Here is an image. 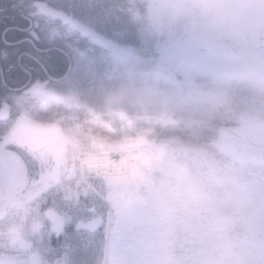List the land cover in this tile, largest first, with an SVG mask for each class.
<instances>
[{
  "label": "rangeland",
  "instance_id": "obj_1",
  "mask_svg": "<svg viewBox=\"0 0 264 264\" xmlns=\"http://www.w3.org/2000/svg\"><path fill=\"white\" fill-rule=\"evenodd\" d=\"M60 1L75 6V0ZM147 1L149 12L135 16L141 42L130 45L120 29L112 25V34L122 47V53L107 51L98 58L86 55L81 65L85 75L71 80L74 87L82 83L90 87L91 92H99L106 119L118 120L112 123L115 137L103 142L88 140L91 146L100 145L91 148L93 151L83 148L78 136L71 137L73 154L136 149L125 141L132 140V130H128L127 125L131 126L138 108L142 114L161 116L156 120L193 115L194 118L188 120L196 121L202 118L197 113L200 105L228 107L240 105L246 98L264 99V67L258 39L264 34V0H236L233 27L212 35L166 22L163 0ZM144 48L159 50V57L136 54ZM246 50L252 53L251 60L242 59ZM228 66H237L240 70L228 76L217 75L221 68ZM209 89L214 90L211 99L203 95ZM139 151L137 159L125 166L124 171L129 172L125 176L116 175L118 168L112 175L109 170H103L95 176L97 172L74 166L71 158L68 166L58 170L54 192L60 196L61 208L78 204L80 192L91 204L104 201L108 210L118 203L138 205L143 208L146 220L138 241L139 264H213L215 244L226 241L227 234L218 233L207 224L200 210L212 205L214 185L202 179L197 170L184 173L176 167L180 156L173 154L167 142L144 145ZM189 157L199 169L200 156L192 153ZM204 174L211 178L210 172ZM115 187L118 191L114 192L110 203L106 202L105 190ZM188 187L197 194L188 195L185 191ZM2 188L7 190V187ZM29 210L30 206L18 207L0 214V264H43L41 234L37 232L35 214ZM194 211L196 216L189 220ZM177 213L183 217L177 218ZM64 261L65 258L59 259L58 263Z\"/></svg>",
  "mask_w": 264,
  "mask_h": 264
},
{
  "label": "flooded vegetation",
  "instance_id": "obj_2",
  "mask_svg": "<svg viewBox=\"0 0 264 264\" xmlns=\"http://www.w3.org/2000/svg\"><path fill=\"white\" fill-rule=\"evenodd\" d=\"M4 3L23 5L22 11L30 18V24L46 29L50 37L62 38L67 45V65L60 73L25 79L8 91L0 89V213L30 206L29 211L35 214L37 220V232L41 234L39 244L43 250V264H59V259L63 261L65 257L63 253L53 251L55 245L49 247L48 240L50 234L65 223L68 212L73 208L95 209L97 213L108 210L104 201L91 204L83 195L78 197V204L61 208L60 196L54 190L58 184V170L68 166L73 155L71 137L81 138L83 148L88 151L100 146H91L88 140L105 141L108 129L113 130L112 123L116 121L114 117L106 119L99 101L92 106L83 103V97H94V100L101 97L99 92H91V88L82 86V83L74 87L71 80L76 81L75 78L83 74L81 59L86 55L98 58L103 56V52L118 54L123 49L116 40V48L113 49L92 42L81 31L82 27L89 25L76 17L72 4L60 0H0V5ZM13 15L11 10L0 11V48L4 47L7 30L12 54L9 64L12 61L28 63L32 59L40 61L46 58L49 53L20 31L26 25ZM260 37V61L264 67V34L258 39ZM248 52L252 58V53ZM3 55L0 49V56ZM0 70L7 71L2 59ZM240 103L228 107L207 105V108L212 107L213 114H200L201 120L196 121L188 120L193 115L156 120L161 116L142 114L138 108L133 120L132 140L125 141L138 150L144 145L167 142L173 154L180 156L181 161L176 163V167L184 173L197 170L202 179L206 178L209 184L214 185L212 205L200 210V216L207 224L218 233L227 234L226 241L215 244L213 264H264V238H254L245 233L234 211L235 194L239 190L249 194L252 206L264 208V161L229 155L219 147L221 129L225 125L242 124L248 119L264 120V99L246 98ZM223 107L228 108L232 115L231 121L229 117L228 123L221 124L218 112ZM20 115L42 123L59 122L63 127L64 141L61 144L47 143L41 149L24 147L21 134L8 135ZM192 153L200 156V164L206 166V171H201L200 167L197 169V163H192L189 157ZM183 160L189 164L179 165ZM168 164L171 165V162ZM205 172H210L211 178L205 177ZM193 176L190 174V177ZM2 187H7V190ZM115 191H118L117 187L105 190L104 200L110 203ZM207 212L216 215L208 218ZM62 264H67V261Z\"/></svg>",
  "mask_w": 264,
  "mask_h": 264
},
{
  "label": "snow or ice",
  "instance_id": "obj_3",
  "mask_svg": "<svg viewBox=\"0 0 264 264\" xmlns=\"http://www.w3.org/2000/svg\"><path fill=\"white\" fill-rule=\"evenodd\" d=\"M23 5H0V11L11 10L13 18L25 23L20 31L26 33L31 41L41 46L49 55L40 60L32 59L9 64L10 45L5 31L4 55L0 56L7 71L0 70V89L8 91L28 78H44L64 70L66 42L59 37H50L47 30L36 24H30V18L22 11ZM146 220L143 208L134 204H116L107 212L97 213L95 209H72L68 212L63 225L53 231L48 246L55 245V252L63 253L67 264H93L97 254L102 258L95 259V264H139L138 241L145 230ZM15 251V250H13ZM86 254V255H85Z\"/></svg>",
  "mask_w": 264,
  "mask_h": 264
},
{
  "label": "clouds",
  "instance_id": "obj_4",
  "mask_svg": "<svg viewBox=\"0 0 264 264\" xmlns=\"http://www.w3.org/2000/svg\"><path fill=\"white\" fill-rule=\"evenodd\" d=\"M235 7L236 0H163L166 22L183 25L207 35L229 31L236 21ZM213 94V89L203 93L208 99ZM199 167L201 171H206L205 165L200 164ZM185 191L190 196L197 194L191 187ZM235 200L234 211L242 230L251 237L264 238V208L252 206L249 194L243 190L236 192Z\"/></svg>",
  "mask_w": 264,
  "mask_h": 264
},
{
  "label": "water",
  "instance_id": "obj_5",
  "mask_svg": "<svg viewBox=\"0 0 264 264\" xmlns=\"http://www.w3.org/2000/svg\"><path fill=\"white\" fill-rule=\"evenodd\" d=\"M81 31L96 44L112 49L116 48L115 42L111 38L89 26L82 27ZM242 58L249 59V53L243 54ZM235 71H237L236 67L229 66L220 70L218 75L223 76ZM16 132L21 134L20 139L23 141L24 147H31V149H41L50 142L61 144L64 140V131L58 122L42 123L27 115H20L17 118L8 135H14ZM5 136L7 135L5 134ZM219 147L228 154L264 161V120L248 119L239 125L222 127ZM207 216L209 217L210 214Z\"/></svg>",
  "mask_w": 264,
  "mask_h": 264
},
{
  "label": "trees",
  "instance_id": "obj_6",
  "mask_svg": "<svg viewBox=\"0 0 264 264\" xmlns=\"http://www.w3.org/2000/svg\"><path fill=\"white\" fill-rule=\"evenodd\" d=\"M74 4V12H76V17L79 19L84 17L86 20H82L89 23L99 32L106 35H111V27L114 25L120 29L124 40L130 45L135 46V44L141 42L139 39V30L135 16H143L149 12V4L147 0H75ZM128 48L130 49L131 47L128 46ZM152 51L154 52L150 55L149 53ZM136 54H140L143 57L149 56L157 59L159 57L160 51L157 49L152 50L151 48H144L139 52L136 51ZM81 61H84V59H81ZM98 101L102 105V97H98L95 100L94 97H89V99L86 98L83 103L92 106ZM211 111L212 107L207 108V105L205 104L198 106L197 113L204 114L208 112L210 115H212L213 112ZM218 114L221 118V124L228 123L229 117L231 121L232 112H229L228 108H221ZM114 133L115 131L108 130L107 138L110 139V137H115L116 133ZM101 256V253L97 254V257L94 258L93 264H95V259H99Z\"/></svg>",
  "mask_w": 264,
  "mask_h": 264
},
{
  "label": "bare ground",
  "instance_id": "obj_7",
  "mask_svg": "<svg viewBox=\"0 0 264 264\" xmlns=\"http://www.w3.org/2000/svg\"><path fill=\"white\" fill-rule=\"evenodd\" d=\"M135 153V152H134ZM133 153H113V154H79L77 162L88 171L102 172L103 170L113 171L116 167H122L123 162L131 161Z\"/></svg>",
  "mask_w": 264,
  "mask_h": 264
}]
</instances>
